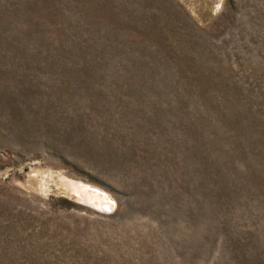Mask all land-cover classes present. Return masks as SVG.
<instances>
[{"label": "rangeland", "instance_id": "rangeland-1", "mask_svg": "<svg viewBox=\"0 0 264 264\" xmlns=\"http://www.w3.org/2000/svg\"><path fill=\"white\" fill-rule=\"evenodd\" d=\"M0 264H264V0H0Z\"/></svg>", "mask_w": 264, "mask_h": 264}]
</instances>
